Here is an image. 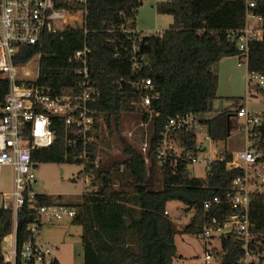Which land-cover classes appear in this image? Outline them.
<instances>
[{
  "label": "trees",
  "instance_id": "1",
  "mask_svg": "<svg viewBox=\"0 0 264 264\" xmlns=\"http://www.w3.org/2000/svg\"><path fill=\"white\" fill-rule=\"evenodd\" d=\"M139 0H88L85 27L68 25L62 31L45 37L41 48L38 84L52 94L80 93L79 64L71 56L86 44L92 49L89 66L94 91L90 108L95 117L93 141L88 143L87 160L78 156L83 151L68 145L73 137L65 125V116L51 114L56 137L49 147L33 151V167L39 164L78 163L80 174L89 175L92 191L83 194L81 202L65 204L47 193H37L27 199L18 215L16 239L19 247L34 237L28 229L36 219L34 204L67 205L76 209L73 222L83 227L82 244L85 264H173L178 258L176 236L192 234L201 237L204 224L216 216L223 221L237 210L229 203L228 194L234 191V180L242 173L227 169L232 152L226 145L218 149L225 160L215 159L205 177L192 174L191 166L180 161L176 167H160L159 181L150 178L145 155L122 139V157L102 154L100 143L120 129L125 112L137 110L134 98L140 94L137 86L126 83L141 76L150 77L154 88L144 121L152 124L148 155L156 161L162 133L170 117L194 113L203 129L177 131L175 138L185 155H196L199 136L205 134L214 143L227 142L232 131H240L235 108L243 98L233 97L231 106L215 108L219 98V64L227 57H241L238 32L247 23L246 0H167L157 2V11L172 16L164 35H147L141 43V56L150 67L139 73L132 67V42L125 29L137 28ZM58 6L72 10L64 0ZM85 6L78 5V9ZM256 11L264 16V0H257ZM38 51L35 46H21L14 56L15 64L27 63ZM247 68L250 73L264 74V39L249 45ZM24 70V67L21 68ZM10 81L0 77L1 107L9 91ZM96 138L99 139L96 141ZM158 182V184H157ZM221 200V204L205 209L206 201ZM186 204L185 215L190 222L179 228L167 214L168 203ZM252 239L245 248L235 235L222 237L221 248H212L220 264H264V194L252 197L249 209ZM15 230L14 212L0 207V264H5L3 241ZM52 264H61L57 258Z\"/></svg>",
  "mask_w": 264,
  "mask_h": 264
},
{
  "label": "built area",
  "instance_id": "2",
  "mask_svg": "<svg viewBox=\"0 0 264 264\" xmlns=\"http://www.w3.org/2000/svg\"><path fill=\"white\" fill-rule=\"evenodd\" d=\"M72 6V10L58 6V0H0V77L10 81L9 91L1 107L0 117V186L2 185V170L5 165L14 168V190L3 194L2 206L5 210L14 212L15 237L13 245L2 250L5 264H52L49 256L52 249L41 243L43 225L54 220H73L77 211L67 205L34 204L37 216L28 229L34 237L23 242L19 247L16 239L18 215L27 199H34L37 192L36 170L33 167V151L49 147L56 134L52 129L51 114L65 116V125L73 137H69L71 148L78 146L82 140L83 151L78 156L87 160L88 143L93 141L90 135L94 131L95 117L90 108L94 87L92 84L89 58L92 49L86 44L71 56L70 61L79 64L80 93L52 94L38 84L40 76L41 48L45 37L65 29L68 25L80 24L85 27L88 0H64ZM143 1V0H139ZM247 1V23L238 32L240 64L247 66L249 45L254 40L264 39V16L257 13V0ZM78 5L85 6L78 9ZM128 39L132 42V67L139 73L150 67L146 56H141V43L144 36H163L164 31L152 29L148 32L138 28L125 29ZM35 46L38 51L24 64H15L14 56L21 46ZM26 68L20 70V68ZM126 83L137 86L140 94L134 98L138 111L149 110L153 98H158L151 92L154 88L152 78L140 77L130 79ZM248 83L251 89L264 88V74L248 72ZM234 116L241 125L240 132L244 136V148L232 152V158L227 161V169H239L241 174L234 180V191L228 194V201L237 213L220 221L216 216L209 218L203 226L201 238L211 245L214 241H222L226 235H235L243 242L246 249L252 239L250 229L249 209L251 199L256 194H264V111H257L246 105L242 100L235 108ZM203 129L199 117L194 113H186L170 117L162 133L161 146L156 155V162L162 168L168 164L176 167L180 161H186L190 166L201 164L208 171L215 159L225 160L226 154H209L203 156L208 147L200 141L203 148L196 155H185L179 147L175 134L177 131ZM212 143L213 140L206 136ZM90 181V176H85ZM86 191H92L87 188ZM221 204V200L206 201L205 209ZM169 214V210L166 211ZM211 249L206 253V264L213 263L216 258ZM221 248V247H217ZM249 254L244 264H249Z\"/></svg>",
  "mask_w": 264,
  "mask_h": 264
},
{
  "label": "rangeland",
  "instance_id": "3",
  "mask_svg": "<svg viewBox=\"0 0 264 264\" xmlns=\"http://www.w3.org/2000/svg\"><path fill=\"white\" fill-rule=\"evenodd\" d=\"M161 31L165 28L166 23L160 25ZM26 69V68H24ZM246 100L250 97L251 107L264 106V93L259 99L253 98L252 95L245 92ZM261 99V100H260ZM248 100V99H247ZM249 102V101H248ZM233 100L230 98H222L221 96L215 101V108L222 106H231ZM256 110V109H255ZM264 110V109H263ZM152 124L150 121H144L142 112L128 111L122 116V123L120 129L115 131L110 137L108 145H105V138L99 144L102 154L109 157L118 158L123 155L122 139L134 145L141 151L149 166V175L155 181H159L160 168L156 161L148 155L149 141L151 138ZM99 140L96 138V141ZM208 150L203 153V156L218 153V149L224 145L228 147L231 152H237L243 149L244 136L240 131H232L231 136L227 142L212 143L206 139L205 134L199 136ZM83 165L78 163L66 164H39L35 168L37 174V183L34 185V190L37 193H47L54 195L55 198L61 200L65 204H74L82 201L83 194L87 188H90L89 182L85 181V176L80 174L83 170ZM192 174L196 177L206 176V167L201 164L191 166ZM158 184V182H157ZM14 190V168L12 165H5L2 170V185L0 186V207L3 203V194L12 192ZM186 204L180 201H171L168 203V210L171 217L176 220L179 228L183 229L191 220V215H185L184 208ZM83 227L73 222V220H54L53 222H46L43 225V232L41 235V243L49 246L52 253L49 259L57 258L61 264H85L84 249L82 244ZM15 231L6 237L3 241V247L13 245ZM176 244L178 255L183 256L181 260L185 264H206L207 250L212 246L221 247V242L216 240L212 243L206 242L201 237L192 234H178L176 236ZM214 248V247H213ZM211 264H220V260H215Z\"/></svg>",
  "mask_w": 264,
  "mask_h": 264
},
{
  "label": "crops",
  "instance_id": "4",
  "mask_svg": "<svg viewBox=\"0 0 264 264\" xmlns=\"http://www.w3.org/2000/svg\"><path fill=\"white\" fill-rule=\"evenodd\" d=\"M167 1V0H143V4L138 10L137 15V28L141 31L148 32L152 29L161 30L162 24L166 23L165 31L169 28L172 23V16L168 14H161L157 11V2ZM218 72L220 76L218 95L222 98H233L245 97V92L248 91L250 96L259 99V97L264 93L263 89H251L248 83V68L246 65L240 64L239 57H227L222 60L219 64ZM248 99V100H247ZM261 100V99H260ZM249 101V102H248ZM250 97L246 98V103L252 105L250 102ZM264 104V103H263ZM253 108V106H251ZM250 107V108H251ZM264 111L263 107H254V110ZM186 209V207L184 208ZM6 239V238H5ZM183 256L175 258L173 264H185L181 260Z\"/></svg>",
  "mask_w": 264,
  "mask_h": 264
},
{
  "label": "bare ground",
  "instance_id": "5",
  "mask_svg": "<svg viewBox=\"0 0 264 264\" xmlns=\"http://www.w3.org/2000/svg\"><path fill=\"white\" fill-rule=\"evenodd\" d=\"M20 70H21V68H20Z\"/></svg>",
  "mask_w": 264,
  "mask_h": 264
}]
</instances>
